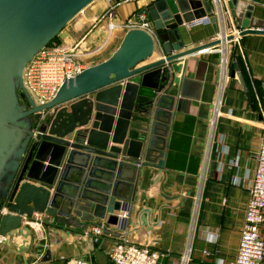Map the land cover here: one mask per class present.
<instances>
[{"label":"water","instance_id":"1","mask_svg":"<svg viewBox=\"0 0 264 264\" xmlns=\"http://www.w3.org/2000/svg\"><path fill=\"white\" fill-rule=\"evenodd\" d=\"M94 1L0 0L1 236L24 218L83 230L96 218L126 226L119 213L132 208L140 168H165L173 120L191 80L188 57L224 42L189 46L182 34L187 22L207 15L220 31L213 0H153L135 15L153 35L128 30L108 59L66 79L51 101L37 105L24 85L25 67ZM239 2L227 0L240 35L264 34L250 26L251 4L238 22ZM156 45L161 51L153 59ZM236 75L251 100L234 61ZM134 120L147 123L134 127ZM51 258L48 249L43 261Z\"/></svg>","mask_w":264,"mask_h":264},{"label":"crops","instance_id":"2","mask_svg":"<svg viewBox=\"0 0 264 264\" xmlns=\"http://www.w3.org/2000/svg\"><path fill=\"white\" fill-rule=\"evenodd\" d=\"M117 1L112 18L115 28L110 30L108 18H103L107 1L96 0L73 18L56 41L66 47L78 44L85 68L108 59L133 28L120 24L136 21L138 10L153 2ZM249 4L253 5L250 26L264 29V0H240L238 22L244 19ZM225 9L226 20L217 22L219 32L212 22L183 26L185 43L198 46L220 38L226 27L236 24L228 4ZM221 48L222 44L188 57L186 75L191 80L173 120L165 168L142 166L138 171L125 232L117 235L116 230L92 243L83 228L47 227L39 219L24 218L21 227L2 236L0 264H64L68 259L112 264L108 253L122 237L164 252L158 264H175L189 246V264H220V260L234 264L264 132V34H246L240 36L239 44L230 42L227 66ZM155 51L153 59L160 55L159 46ZM234 61L244 75L251 100L238 76H232ZM176 90L177 86L172 92ZM220 96L221 114L213 129L211 121ZM146 123L134 120L133 126ZM204 169L205 182L201 179ZM103 220L107 219L96 218L89 226ZM112 229L116 228L112 225ZM262 233L264 236V226ZM48 249L52 258L43 261Z\"/></svg>","mask_w":264,"mask_h":264},{"label":"built area","instance_id":"3","mask_svg":"<svg viewBox=\"0 0 264 264\" xmlns=\"http://www.w3.org/2000/svg\"><path fill=\"white\" fill-rule=\"evenodd\" d=\"M109 7L103 16L108 18V27L113 29L117 26L112 18L115 9L118 6L117 0H106ZM246 2H253L254 0H244ZM216 5L215 15L219 21H225V8H227V0H213ZM210 15L201 18H195L186 23L188 27H194L199 24L210 23ZM121 27L142 28L147 30L152 35L155 33L150 27L149 23H139L134 21L130 24H120ZM232 26V27H231ZM230 28H225L221 33L223 48H221L224 56L222 62L227 66L230 62L227 56V45L235 41L239 44L240 32L242 29L231 23ZM132 29V28H131ZM229 35H233L232 40H227ZM226 46V47H224ZM205 50V49H204ZM203 51V50H202ZM79 45L73 47H66L57 43L56 41L49 44L39 52H37L31 61L27 64L23 72L24 85L31 97L37 105L45 104L51 101L63 82L71 77L76 76L81 72L85 66L79 60ZM222 97L218 98L214 111V116L211 121L213 129H215L218 118L221 114ZM256 168L249 186V201L244 215V222L242 226V237L237 258L234 264H262L264 261V236L262 227L264 226V132L260 137L258 154L256 159ZM202 181L207 179V172L204 169L202 172ZM200 199L198 202L200 203ZM198 210V207H197ZM196 210V214H197ZM130 212L122 211L119 213L121 219H129ZM109 224L107 220L93 223L83 230V234L87 237H92L94 240H99L106 236H112L110 231L125 232L128 228V223H118L116 225ZM105 230H110L106 233ZM0 241L2 236L0 235ZM191 246L188 247L185 254L182 255L179 261L175 264H189L191 260ZM109 259L112 264H158L160 258L165 255L164 252L155 250L148 245L133 243L126 237L115 243L113 248L109 251ZM223 264V260L219 261ZM64 264H94L92 260H65Z\"/></svg>","mask_w":264,"mask_h":264},{"label":"trees","instance_id":"4","mask_svg":"<svg viewBox=\"0 0 264 264\" xmlns=\"http://www.w3.org/2000/svg\"><path fill=\"white\" fill-rule=\"evenodd\" d=\"M58 38H59V36H58V37H56V38H55V40H54L53 42L57 41V39H58ZM53 42H52V43H53Z\"/></svg>","mask_w":264,"mask_h":264}]
</instances>
